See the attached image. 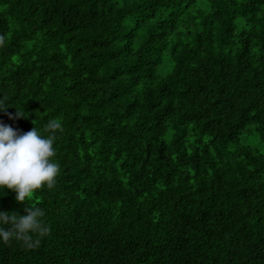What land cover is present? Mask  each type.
<instances>
[{
    "label": "trees",
    "instance_id": "1",
    "mask_svg": "<svg viewBox=\"0 0 264 264\" xmlns=\"http://www.w3.org/2000/svg\"><path fill=\"white\" fill-rule=\"evenodd\" d=\"M0 37V123L63 127L0 264H264V0H0Z\"/></svg>",
    "mask_w": 264,
    "mask_h": 264
},
{
    "label": "clouds",
    "instance_id": "2",
    "mask_svg": "<svg viewBox=\"0 0 264 264\" xmlns=\"http://www.w3.org/2000/svg\"><path fill=\"white\" fill-rule=\"evenodd\" d=\"M3 43L0 37V45ZM7 108L5 100L0 98V112H6ZM21 117L27 118L17 110L15 118ZM9 118L14 117L10 115ZM62 132V124L57 120H50L44 133L36 127L22 133L0 123V196L11 190L16 193L17 202L27 205V214L23 216L0 211V243L15 240L26 249H35L50 235L51 229L43 220L44 209L28 206L26 201L38 190L54 187L60 172V166L53 160L54 144L58 133ZM5 225H11L10 230H6Z\"/></svg>",
    "mask_w": 264,
    "mask_h": 264
}]
</instances>
